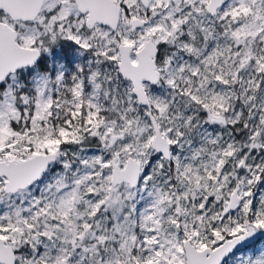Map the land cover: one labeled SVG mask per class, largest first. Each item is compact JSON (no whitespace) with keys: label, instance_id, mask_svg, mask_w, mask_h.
I'll list each match as a JSON object with an SVG mask.
<instances>
[{"label":"snow or ice","instance_id":"obj_1","mask_svg":"<svg viewBox=\"0 0 264 264\" xmlns=\"http://www.w3.org/2000/svg\"><path fill=\"white\" fill-rule=\"evenodd\" d=\"M0 264H264V0H0Z\"/></svg>","mask_w":264,"mask_h":264}]
</instances>
